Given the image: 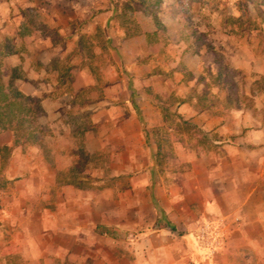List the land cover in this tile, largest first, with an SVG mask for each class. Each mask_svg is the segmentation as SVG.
I'll use <instances>...</instances> for the list:
<instances>
[{"label":"crops","instance_id":"1","mask_svg":"<svg viewBox=\"0 0 264 264\" xmlns=\"http://www.w3.org/2000/svg\"><path fill=\"white\" fill-rule=\"evenodd\" d=\"M3 1L0 39L12 34L17 43L4 61L21 66L23 78L14 76V85L24 93L38 95V79L48 74L61 77L59 59H88L86 38L93 57L103 46L128 68L101 74L72 67L76 88L80 77L85 85L100 77L106 83L103 97L81 108L92 109L84 149L108 158L103 167L81 169L79 179L92 175L91 189L70 180L77 161L67 150L47 154L33 142L14 145L10 130L0 132V148L9 147L0 151V264H264V93L246 107L214 82V51L251 81L264 75V52L250 51L247 33L238 37L222 30L230 24L218 23L212 42L200 23L186 19L208 11L202 0H160L157 17L142 0L148 23L136 25L134 35L116 22L112 0H48L41 27L27 14L37 0ZM163 107L196 124L206 145L189 133L173 135L167 155L154 133L168 122ZM100 172L126 182L102 187Z\"/></svg>","mask_w":264,"mask_h":264},{"label":"rangeland","instance_id":"2","mask_svg":"<svg viewBox=\"0 0 264 264\" xmlns=\"http://www.w3.org/2000/svg\"><path fill=\"white\" fill-rule=\"evenodd\" d=\"M71 2L72 0H67ZM85 2V0H82ZM198 1V0H196ZM207 3V12L200 13L199 11H193V13L186 14V19H190L197 23H200L201 29H205V32L210 34L212 42L218 41L217 36V25L218 23H226L230 24V28L228 25H225V28L222 27L223 31H232L238 37H245V33L248 36V48L254 55L264 52V0H202ZM3 2H9V0H5ZM21 5H25L22 0H17ZM48 0H37L34 5H31L33 8L31 11H27L29 13V18L34 21L36 25L40 27L44 25V20L46 19V4ZM113 5L116 7V22L121 25L125 23V26L128 27V31H133L137 27L140 22H147L148 19L144 18L141 13V7L138 6L137 0H112ZM160 0H149L150 8L153 11V15L157 17L155 14V10L159 4ZM18 3V4H19ZM50 3V2H49ZM28 6V5H25ZM244 6L248 8V10L244 11ZM194 9L199 10V5L196 2V5L193 6ZM28 10V8L26 9ZM98 15H100L101 20H104L103 8L99 9ZM193 17V18H192ZM117 23H115L116 25ZM97 39L101 41V43H105L106 39L104 38L103 31L98 33ZM5 38L0 39V45H4L3 50L8 52L13 50V48H17L16 41L14 42V38L12 34H6ZM217 36V38H215ZM84 43L83 46L86 49V55L88 59L83 62H78L77 60L73 61L69 59H59L58 62H54L55 66L59 68L62 76L54 77L50 74L46 75L42 79H38V88L39 94L34 95L35 98L47 101L49 104L48 109L43 107V113L41 117V121L44 122V125L47 129V137L45 140L44 150L47 154H51L50 152L56 151H68L72 156L74 161H77V169L76 172H70L69 177L70 180L84 182V185L88 188L93 187L94 181L92 180V175L89 173H85L89 175L88 179H79L83 175V171L87 172V166L95 162L96 164H100L102 167L107 164L108 158L105 156H98L97 158H92L89 153L84 149L82 135L84 131L88 128H92L91 122V113L92 109H81L84 105L92 102L96 97H103V87L106 83H104L103 79L100 77V82L93 85H85L87 78L80 77L78 79L79 83H81V87H74L72 83L73 77L72 75V67L74 64H83L87 65L91 71L94 73L104 74L108 72L112 68H116L119 70L120 68H128L125 66L124 62L117 63L115 60H112V57L109 58L108 49L102 46V52L97 56H92V47L93 42L86 38L82 40ZM213 44V43H212ZM213 48H216L218 52H221V45L213 44ZM105 48V49H104ZM67 55H65L66 58ZM109 59V61H108ZM75 62V63H74ZM194 62V61H193ZM2 67L5 78H9L10 75L20 76L23 78V71L21 66L17 67H8L6 65L4 58L2 59ZM193 64V63H192ZM259 78V77H258ZM256 78V79H258ZM255 79V80H256ZM235 80H243L245 84L243 87H253V82L250 78L246 77L244 73L243 76L237 74L235 76ZM259 91L254 89V96L252 97V101L256 100V95H258ZM208 99L216 98V94L214 92H207ZM168 101L170 99L163 98ZM165 101V102H166ZM264 110V108L262 109ZM263 112V111H262ZM264 115V114H263ZM179 122L177 118L168 117V122L164 127L158 130H154V133L159 135V138L162 140V144L164 145V152L168 155L170 148V144L173 135L178 136V134L186 133L190 134L192 138L197 140L198 145H206L208 138L207 134L200 129L193 128H184L183 126H179ZM171 128V129H170ZM80 133V135H78ZM182 135L181 138H182ZM73 136V137H72ZM72 137V138H71ZM71 138V139H70ZM167 156H164V159ZM163 159V158H162ZM163 159V160H164ZM83 169V171L81 170ZM100 175L104 179V183H101V186L109 185L111 181L113 184H119L118 186H123L125 184V178L123 177H110L112 176L109 172H100L96 173V175ZM95 175V176H96ZM66 179V178H65ZM68 180V179H67ZM247 259L252 260V256L249 253H246ZM254 261V260H253Z\"/></svg>","mask_w":264,"mask_h":264},{"label":"trees","instance_id":"3","mask_svg":"<svg viewBox=\"0 0 264 264\" xmlns=\"http://www.w3.org/2000/svg\"><path fill=\"white\" fill-rule=\"evenodd\" d=\"M142 0H137L140 6ZM244 11L248 10L246 6ZM138 33V28L133 31H128L127 35H134ZM5 46L0 45V132L10 130L14 136V145H23L25 143L33 142L40 147H44V137L47 134V129L41 121L43 106L40 99L28 95L18 89L14 85V77L10 75L5 78L2 67V59L8 54L3 50ZM214 58L218 63V75L214 82L224 88L228 89L229 94L235 95L237 100L243 101L246 107H252V97L254 96V89L264 93V75H261L253 82V87L250 88V94H246L243 90L245 82L243 80L235 81L237 74L243 76L241 70L230 68L224 56L214 51ZM222 75V76H221ZM242 87V92L239 93L238 88ZM162 112L164 119L167 121L168 117L177 118L179 126L184 128L200 129L196 124L185 119L184 116L177 112H171L168 108L163 107ZM206 134V133H205ZM9 150L8 146H3L0 151L6 153Z\"/></svg>","mask_w":264,"mask_h":264}]
</instances>
